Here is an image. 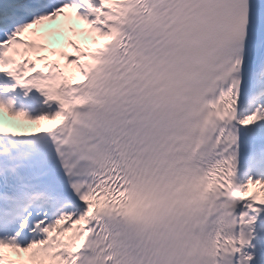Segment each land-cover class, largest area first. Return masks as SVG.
Listing matches in <instances>:
<instances>
[{
  "label": "snow or ice",
  "instance_id": "6c2138e0",
  "mask_svg": "<svg viewBox=\"0 0 264 264\" xmlns=\"http://www.w3.org/2000/svg\"><path fill=\"white\" fill-rule=\"evenodd\" d=\"M0 264H264V0H0Z\"/></svg>",
  "mask_w": 264,
  "mask_h": 264
}]
</instances>
